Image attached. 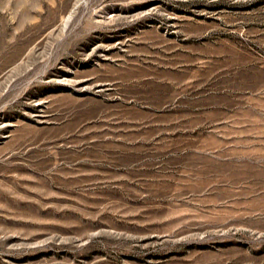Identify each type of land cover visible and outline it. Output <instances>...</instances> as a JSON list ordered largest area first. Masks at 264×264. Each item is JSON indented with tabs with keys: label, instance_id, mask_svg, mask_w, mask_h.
Instances as JSON below:
<instances>
[{
	"label": "rangeland",
	"instance_id": "rangeland-1",
	"mask_svg": "<svg viewBox=\"0 0 264 264\" xmlns=\"http://www.w3.org/2000/svg\"><path fill=\"white\" fill-rule=\"evenodd\" d=\"M0 264H264V0H0Z\"/></svg>",
	"mask_w": 264,
	"mask_h": 264
}]
</instances>
